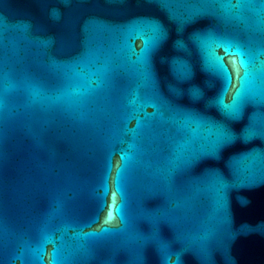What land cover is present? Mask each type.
Returning a JSON list of instances; mask_svg holds the SVG:
<instances>
[{
    "label": "water",
    "instance_id": "1",
    "mask_svg": "<svg viewBox=\"0 0 264 264\" xmlns=\"http://www.w3.org/2000/svg\"><path fill=\"white\" fill-rule=\"evenodd\" d=\"M0 264H264V0H0Z\"/></svg>",
    "mask_w": 264,
    "mask_h": 264
},
{
    "label": "snow or ice",
    "instance_id": "2",
    "mask_svg": "<svg viewBox=\"0 0 264 264\" xmlns=\"http://www.w3.org/2000/svg\"><path fill=\"white\" fill-rule=\"evenodd\" d=\"M218 66L220 68L221 73L223 74L226 82L231 85L232 83V76L231 73H229L227 67L224 65L223 60H218ZM113 208H115V204L113 205ZM113 218L112 211H109L108 213V219L111 220Z\"/></svg>",
    "mask_w": 264,
    "mask_h": 264
}]
</instances>
